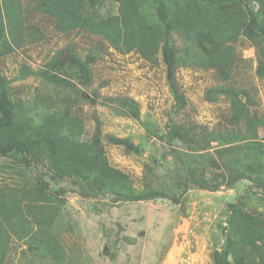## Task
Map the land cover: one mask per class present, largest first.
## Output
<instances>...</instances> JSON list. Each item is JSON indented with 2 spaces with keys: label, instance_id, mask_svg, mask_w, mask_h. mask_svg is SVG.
Instances as JSON below:
<instances>
[{
  "label": "rangeland",
  "instance_id": "374dc122",
  "mask_svg": "<svg viewBox=\"0 0 264 264\" xmlns=\"http://www.w3.org/2000/svg\"><path fill=\"white\" fill-rule=\"evenodd\" d=\"M42 1L14 0L19 27L15 39L14 32L8 35L15 51L0 57L14 103L37 119L64 109L82 117V139L102 146L136 191L166 196L125 200L108 191L88 194L74 178L54 179L43 166L0 156V186L26 187L43 177L49 182L51 206L59 210L53 236L65 250L63 259L54 260L13 235L5 264H216L213 253L223 242L232 204L241 203L264 222V40L233 41L229 79L217 68L178 67L183 103L172 94L162 61L153 64L137 50L123 54L86 31L60 32L56 19L42 11ZM117 11L114 0L86 8L95 15ZM172 38L181 54L188 41L179 32ZM74 55L89 65V79L65 75ZM229 87L250 93L251 114L260 121L255 131L236 121L227 94L214 90ZM124 99L136 103L137 115ZM243 169L255 171L239 177Z\"/></svg>",
  "mask_w": 264,
  "mask_h": 264
},
{
  "label": "trees",
  "instance_id": "16d2710c",
  "mask_svg": "<svg viewBox=\"0 0 264 264\" xmlns=\"http://www.w3.org/2000/svg\"><path fill=\"white\" fill-rule=\"evenodd\" d=\"M102 1L43 0L41 9L56 19V29L60 32L86 31L104 37L123 54L137 50L153 64L162 61L171 92L183 103L185 97L176 82L178 67L217 68L224 79H229L236 58L233 41L242 36L264 40V0H114L118 4L117 13L86 12L90 5ZM14 5V0H0V57L15 51L8 35V31L14 32L15 39L19 27ZM145 7L149 11L145 12ZM19 31H23L22 27ZM173 32L183 33L188 41V47L181 54L174 44ZM261 58L264 72V43ZM69 63L66 76L89 79L87 62L74 55ZM49 66L54 69L53 64ZM51 76L64 80V75ZM214 90L225 92L236 121L246 123L249 132L255 131L260 121L251 114L249 104L254 101L250 93L233 87ZM208 93L212 98L217 94L214 96L212 90ZM124 102L137 115L136 103L132 99ZM37 116L27 107L14 103L9 81L0 72V156L43 166L54 179L74 178L88 194L108 191L125 200L166 196L160 190L136 191L128 173L110 164L102 146L82 139V117L68 109L49 111L38 119ZM122 142V139L115 141ZM250 171L255 170L243 169L239 177L252 176ZM199 185L212 187L207 182ZM53 199L54 192L44 177L26 187L0 186V264H5L13 235L26 238L30 247L47 251L54 260L65 257L63 246L53 236L59 212L51 206ZM213 258L216 264H264L263 219L246 211L241 203L232 204L223 228V242L214 251Z\"/></svg>",
  "mask_w": 264,
  "mask_h": 264
}]
</instances>
